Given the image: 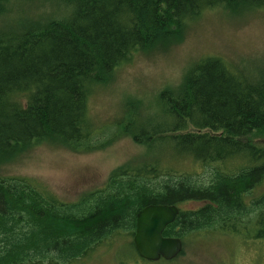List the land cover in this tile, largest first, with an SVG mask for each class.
I'll use <instances>...</instances> for the list:
<instances>
[{"label": "trees", "instance_id": "1", "mask_svg": "<svg viewBox=\"0 0 264 264\" xmlns=\"http://www.w3.org/2000/svg\"><path fill=\"white\" fill-rule=\"evenodd\" d=\"M17 1L40 0H0V14ZM43 1L66 16L0 28V159L42 142L89 153L128 136L151 150L168 147L171 164L120 168L70 203L35 180L0 177V264H84L105 247L145 261L133 238L137 214L150 205L179 208L165 237L248 236L264 250V194L248 200L264 180V149L252 143L264 135V72L247 80L206 57L177 97H160L165 120L155 128L132 104L103 126L89 115L94 91L135 52L167 44L208 10H264V0ZM190 202L203 205L184 210Z\"/></svg>", "mask_w": 264, "mask_h": 264}, {"label": "rangeland", "instance_id": "2", "mask_svg": "<svg viewBox=\"0 0 264 264\" xmlns=\"http://www.w3.org/2000/svg\"><path fill=\"white\" fill-rule=\"evenodd\" d=\"M66 14L54 2L17 1L0 14V28L28 27L47 20H61ZM167 42L135 52L94 91L89 102V115L94 124L103 126L115 121L130 104L136 107L144 123L153 128L163 124L160 97L163 94L177 97L191 68L206 57H219L244 73L247 80H258L264 72V10H208L187 23L179 37L167 38ZM189 132L196 131L190 128ZM252 143L264 149V135L255 137ZM167 148L157 146L151 150L128 136L89 153L42 142L0 159V177L32 179L59 200L77 202L86 194L102 189L120 168L148 165L162 158L167 159L165 164H171ZM262 194L264 180L248 198L249 202ZM202 205L190 202L182 208L192 210ZM247 238L211 233L190 235L183 240V251L176 259L158 262H134L127 257L131 253L129 248L105 247L84 264H120L122 260H127L126 264H262L263 248ZM236 244L239 247L234 248Z\"/></svg>", "mask_w": 264, "mask_h": 264}, {"label": "water", "instance_id": "3", "mask_svg": "<svg viewBox=\"0 0 264 264\" xmlns=\"http://www.w3.org/2000/svg\"><path fill=\"white\" fill-rule=\"evenodd\" d=\"M177 206L150 205L137 214L133 238L135 249L141 259L148 262L172 261L183 251L180 238L165 237L166 228L179 215Z\"/></svg>", "mask_w": 264, "mask_h": 264}]
</instances>
